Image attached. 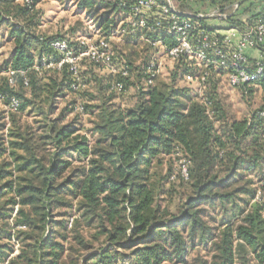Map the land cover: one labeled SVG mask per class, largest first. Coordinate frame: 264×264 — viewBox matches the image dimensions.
<instances>
[{
	"label": "trees",
	"instance_id": "obj_1",
	"mask_svg": "<svg viewBox=\"0 0 264 264\" xmlns=\"http://www.w3.org/2000/svg\"><path fill=\"white\" fill-rule=\"evenodd\" d=\"M60 1L73 2L108 38L121 20V3L132 0ZM39 2L0 0V37L6 32L13 44L0 59V264H264V105L249 118H230L216 79L228 70L211 67L202 94L192 95L176 85L178 72L170 83H157L158 76L145 87L148 61L132 81L134 67L126 60L120 67L129 75L107 70V86L99 88L92 137L81 133L77 118L65 123L67 109L54 114L67 95L77 113H87L90 81L75 80L69 64L58 68L50 59L62 57L57 40L74 54L82 46L40 32ZM263 4L246 0L227 25L240 28ZM202 23L221 35L223 28ZM161 36L168 45L176 42ZM131 40L124 38L138 44ZM177 62L189 72L184 59ZM132 83L135 104L112 103L113 93ZM257 83L264 87V78ZM32 116L40 119L30 123ZM176 161L190 193L174 214L172 201L162 205V181H169ZM165 164L170 169L161 177Z\"/></svg>",
	"mask_w": 264,
	"mask_h": 264
},
{
	"label": "built area",
	"instance_id": "obj_2",
	"mask_svg": "<svg viewBox=\"0 0 264 264\" xmlns=\"http://www.w3.org/2000/svg\"><path fill=\"white\" fill-rule=\"evenodd\" d=\"M30 3L32 0H18ZM246 0H132L121 3V20L112 34L106 38L101 37L98 29L95 30V39L79 40L81 50L74 54L65 40L53 43L62 57L60 61H52L50 65L61 68L64 63L69 64L70 71L75 80L81 78V63L88 61L105 67L110 73H122L128 76L129 71L120 67L112 48V39L132 36L131 42L139 39L154 49V54L144 66L146 75L144 86L154 84L155 79L161 75V65L164 57L175 61L182 59L188 63L189 72L185 78L189 82L200 79L199 92L204 91L206 79L211 67L228 70V81L233 87L249 88L264 78V59L256 60L250 66L245 48H260L264 46V12L248 18L240 28L231 27L226 34L210 33L202 22L219 21L228 24ZM214 7L209 9V5ZM206 5L205 9H201ZM155 34L152 39L148 34ZM166 35L175 38V44L168 45L164 41ZM234 47L233 49L231 47ZM159 51V53H155ZM158 54V55H157ZM49 61V60H48ZM194 70L199 73L194 74ZM74 87H77L73 85ZM116 88L122 89L117 83ZM14 105L17 102L14 101ZM83 111V106L78 107ZM264 118V111L260 112ZM185 171V169H184Z\"/></svg>",
	"mask_w": 264,
	"mask_h": 264
},
{
	"label": "rangeland",
	"instance_id": "obj_3",
	"mask_svg": "<svg viewBox=\"0 0 264 264\" xmlns=\"http://www.w3.org/2000/svg\"><path fill=\"white\" fill-rule=\"evenodd\" d=\"M205 8L206 5L201 7V9ZM37 9L40 11L39 15L41 19L39 30L45 35L63 37L71 40L72 42L82 39H86V41H88L91 37L95 39V26L86 18L84 12H79L77 10V7L73 2L63 3L60 0H40ZM0 40L2 42V47L0 48V59L5 60L13 51V44L7 41L6 32L4 33L3 38L0 37ZM111 44L113 51L116 55H118L119 63L125 65L126 60L127 63L130 61L129 63L132 65L131 67H134V78L132 81H136L138 76L136 71L151 58L154 54V49L149 45L144 44L142 39H139L138 44L133 47L125 41H122L121 38L112 39ZM155 53H159L160 57H163L159 51H155ZM177 65V61L164 57L161 65V75L159 76L157 83H170L173 79V74L178 72L176 85L181 88H187L191 91L192 95H196L195 93L199 88L198 80L193 82L187 81L184 76L186 73L185 66L183 68H178ZM80 69L84 78L90 81L84 88L85 95L83 98L85 103L91 108L85 114L77 113L75 107L73 109L72 105L73 96L67 95L65 98L59 100V110L54 114V116H57L60 110L67 109V118L65 123L71 121L73 118H77L75 121L77 126L80 128V132L87 133L90 137H92V134L89 132V129L92 126V113L93 111H96V106L100 105L102 101V94L100 93L99 88L101 84H104L103 86H107L105 83H107V80L109 79V73L107 69L94 66L88 61H83ZM194 71L196 75L199 73L197 70ZM216 79L219 80L218 95L223 101L230 118L238 120L249 118L254 112L261 109L264 105L263 85L255 83L250 86L252 89L250 92L248 90L244 92L239 87H233L230 85L226 73L217 74ZM131 86L132 85H130L126 92L113 93L114 98L112 103L121 107L133 106L136 101L137 88L134 84L132 87ZM198 93L200 92L198 91ZM35 119H40V117L32 116L29 118V122L32 123ZM172 165L174 166V172L172 173V176H170L169 181L167 182L165 179L162 181V184L164 185L163 188L165 189V192L162 194V205L165 206L169 203V201H172L170 209L174 214H177L181 204L188 197L190 190L188 189V186L179 178L178 174L181 163L176 161ZM169 169L170 165L165 164L158 168V172L161 177H164L168 174ZM183 169H185V171L183 170V173L185 177H187L186 166ZM15 214L16 210L13 211V216H15ZM12 242L15 244L16 251L14 254H16L18 253L19 243L16 238H13ZM118 264L129 263L118 262Z\"/></svg>",
	"mask_w": 264,
	"mask_h": 264
},
{
	"label": "crops",
	"instance_id": "obj_4",
	"mask_svg": "<svg viewBox=\"0 0 264 264\" xmlns=\"http://www.w3.org/2000/svg\"><path fill=\"white\" fill-rule=\"evenodd\" d=\"M264 5V4H263ZM263 8V6H261V8L260 9H262ZM259 9V8H258ZM263 10V12H264V9H262ZM261 10V11H262ZM247 19L248 18H246V17H243L242 18V23H244V22H246L247 21ZM210 24H212V26H217V27H221V28H223V29H221V30H219V32L221 33V34H226V33H228L229 31H230V29H231V27L232 26H230V25H227L226 23H221V22H219V21H210ZM226 24V25H225ZM238 25H239V23H237ZM241 24V23H240ZM237 25V26H238ZM244 53H245V55L248 57V62H249V64H250V66H253L254 65V63H255V61L256 60H259V59H261V58H263V51L260 49V48H245L244 49Z\"/></svg>",
	"mask_w": 264,
	"mask_h": 264
}]
</instances>
